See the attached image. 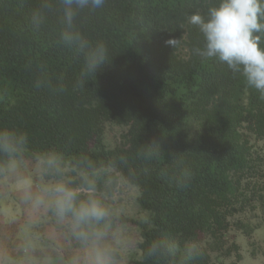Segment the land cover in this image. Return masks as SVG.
<instances>
[{"label": "trees", "instance_id": "obj_1", "mask_svg": "<svg viewBox=\"0 0 264 264\" xmlns=\"http://www.w3.org/2000/svg\"><path fill=\"white\" fill-rule=\"evenodd\" d=\"M39 3L0 0V128L26 132L31 150L134 170L137 202L149 219L123 218L140 229L141 257L129 264H178L179 253L145 256L157 239L181 250L196 244L199 255L189 264H226L233 255L229 264H237L242 255L231 231L250 238L257 226L240 216L249 206L264 211V147L256 154L264 99L241 73L192 51L204 37L188 16L206 15L219 0H106L83 10L77 26L93 45L103 42L109 57L83 88L76 81L84 57L58 42L59 14L38 29L32 24ZM172 38L181 39L175 49L165 43ZM40 75L54 87L62 77L66 90L37 88ZM107 123L127 128L120 144H106ZM154 142L159 157L138 155Z\"/></svg>", "mask_w": 264, "mask_h": 264}, {"label": "clouds", "instance_id": "obj_2", "mask_svg": "<svg viewBox=\"0 0 264 264\" xmlns=\"http://www.w3.org/2000/svg\"><path fill=\"white\" fill-rule=\"evenodd\" d=\"M105 2L40 0L32 12L31 21L37 29L46 16L59 14L62 29L58 42L84 57L77 88H83L89 77L109 63L107 46L103 42L93 45L76 23L83 10L94 12ZM187 20L204 37V46L194 48V55L218 58L234 73H241L247 86L264 99V0H219L208 7L206 15L196 12ZM165 43L175 49L181 39ZM36 87L66 90L62 77L59 87H54L43 75L36 80ZM161 151L159 142L146 143L138 155L151 160ZM121 161L127 164L125 157ZM184 176L182 173L181 182ZM134 181V170L125 171L116 160L97 161L56 149L31 150L26 132L0 128V186L15 192L28 225L14 246L0 242V264H126L130 241L122 202ZM43 218L53 224L58 235L39 229ZM176 253L178 264H189L199 250L196 244L181 250L157 239L147 247L145 256L165 259Z\"/></svg>", "mask_w": 264, "mask_h": 264}, {"label": "rangeland", "instance_id": "obj_3", "mask_svg": "<svg viewBox=\"0 0 264 264\" xmlns=\"http://www.w3.org/2000/svg\"><path fill=\"white\" fill-rule=\"evenodd\" d=\"M127 128L116 125L114 123H107L105 126V142L109 146H115L122 142L123 135ZM257 153L263 152L264 142L257 141ZM139 189L132 186L130 192L125 196L123 206V218L145 220L149 219V212L142 210L137 202ZM248 212L240 216L245 222L257 226L250 238L237 230H232L234 239L240 246V254L242 259L237 264H264V211L248 207ZM0 217L5 221H13L21 227L22 235L28 228L26 223V212L20 204L15 192L9 188L0 186ZM238 218V216L236 217ZM126 233L129 238V246L125 251L126 264L132 260L139 259L141 252L138 248V241L140 240V229L131 222H124ZM44 223L40 222L39 229L43 231ZM21 235V236H22ZM235 255L226 260V264L235 261Z\"/></svg>", "mask_w": 264, "mask_h": 264}, {"label": "crops", "instance_id": "obj_4", "mask_svg": "<svg viewBox=\"0 0 264 264\" xmlns=\"http://www.w3.org/2000/svg\"><path fill=\"white\" fill-rule=\"evenodd\" d=\"M41 222L44 223L43 231L40 227V230L43 233H55L57 235L59 234L58 230L54 229L53 224H51L47 218H43ZM21 235V227H18V225L13 221H5L3 218L0 217V242H4L9 246H14L18 242ZM65 247L70 249L71 245H68L66 243Z\"/></svg>", "mask_w": 264, "mask_h": 264}]
</instances>
